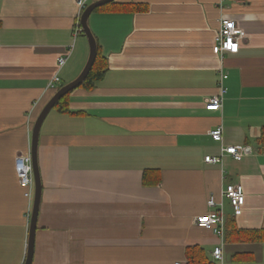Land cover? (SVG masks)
Listing matches in <instances>:
<instances>
[{
    "label": "crops",
    "instance_id": "0c3cea01",
    "mask_svg": "<svg viewBox=\"0 0 264 264\" xmlns=\"http://www.w3.org/2000/svg\"><path fill=\"white\" fill-rule=\"evenodd\" d=\"M145 3L141 13L91 15L108 70L72 92L70 113L53 109L42 125L33 264H187L192 245L212 260L220 241L195 224L211 197L227 218L220 264H264L263 244L228 239L231 222L264 228V0ZM77 16L76 0H0V264L26 261L35 187L27 197L15 161L31 153L44 107L86 66ZM223 20L243 32L238 54L214 53ZM223 73L222 110L207 111ZM219 126L222 143L210 136ZM230 146H244L241 161L205 163ZM231 185L245 192L240 215L222 199Z\"/></svg>",
    "mask_w": 264,
    "mask_h": 264
},
{
    "label": "built area",
    "instance_id": "2783aa9c",
    "mask_svg": "<svg viewBox=\"0 0 264 264\" xmlns=\"http://www.w3.org/2000/svg\"><path fill=\"white\" fill-rule=\"evenodd\" d=\"M95 0H76L78 8L77 21L74 27V38L84 33L81 17L86 8L91 2ZM244 39L242 30L238 27L237 23L233 20H223L220 23L219 32L215 38L214 53L216 55L226 54H238L240 50L241 42ZM68 60V57H61L58 60L59 68L64 67ZM221 93L217 96L210 98L206 104L207 111L218 112L222 110L223 99L226 94V89L223 87V81L227 79V75L224 73L221 75ZM60 79L56 76L50 83V88L54 89ZM213 141L217 143L223 142V127L219 126L217 129L210 133ZM228 155L236 161H241L245 155L244 146H230L222 147L221 157H205V163L218 164L222 161V157ZM15 170L19 184L27 191V197L33 196V190L35 187L34 172L32 165L31 153L27 155H20L15 161ZM222 199H227L230 203L234 215H240L245 205V192L241 185H231L225 191L222 192ZM208 207L210 212L208 214L199 216L195 219V224L203 229L210 230L219 239L220 245L216 247L212 253V261L222 263L223 262V245L227 235V218L225 216L224 203L221 201L217 203L214 197H211L208 201Z\"/></svg>",
    "mask_w": 264,
    "mask_h": 264
},
{
    "label": "trees",
    "instance_id": "16d2710c",
    "mask_svg": "<svg viewBox=\"0 0 264 264\" xmlns=\"http://www.w3.org/2000/svg\"><path fill=\"white\" fill-rule=\"evenodd\" d=\"M145 0H115L114 2L97 9L95 12L99 11H124L129 13H141L144 12ZM85 36V35H84ZM108 70V62L106 58L103 56L101 49L98 45V55L96 58V62L90 72L86 81L81 85L80 88L93 89L97 85V83L104 77L105 73ZM61 88V87H60ZM59 88V89H60ZM58 89V90H59ZM72 92L65 97H63L55 106V110H58L63 113H70L69 110V98ZM258 142L260 145L261 151H264V128H262L260 132V136L258 138ZM145 174V180H146ZM228 227H231V231L228 233V239L231 242L237 243H261L264 245V228L257 230H239L234 222L228 224ZM253 257L251 254H237L234 257L235 262H244L246 258ZM186 259L187 264H219L218 262L212 261L206 250L199 245H192L186 249Z\"/></svg>",
    "mask_w": 264,
    "mask_h": 264
},
{
    "label": "water",
    "instance_id": "95a60500",
    "mask_svg": "<svg viewBox=\"0 0 264 264\" xmlns=\"http://www.w3.org/2000/svg\"><path fill=\"white\" fill-rule=\"evenodd\" d=\"M114 1L115 0L94 1L83 12L81 17V24L84 31V35L88 40L89 48H90L89 58L86 63V66L84 67L81 74L74 81H72L67 85H64L57 91V93L44 107V109L40 113L34 125V129L32 133L31 156H32L34 180H35V191H34V203H33V210L30 221V229H29L28 250H27V257L25 264H33L35 235L37 231V222H38L39 209H40L41 197H42V181H41V175H40L39 163H38V145H39V137H40L42 125L46 120L47 116L49 115V113L55 108L57 103L66 95L80 88L81 85L88 78L98 55V42L89 26L90 17L97 9L104 7Z\"/></svg>",
    "mask_w": 264,
    "mask_h": 264
},
{
    "label": "rangeland",
    "instance_id": "374dc122",
    "mask_svg": "<svg viewBox=\"0 0 264 264\" xmlns=\"http://www.w3.org/2000/svg\"><path fill=\"white\" fill-rule=\"evenodd\" d=\"M93 2V1H92ZM92 2L90 3V4H92ZM80 38H82V39H84V40H86L87 42H88V40H87V38L84 36V34L82 35V37H80ZM220 264V263H219ZM256 264H260L259 262H257Z\"/></svg>",
    "mask_w": 264,
    "mask_h": 264
}]
</instances>
